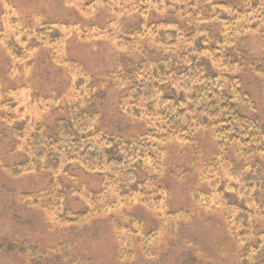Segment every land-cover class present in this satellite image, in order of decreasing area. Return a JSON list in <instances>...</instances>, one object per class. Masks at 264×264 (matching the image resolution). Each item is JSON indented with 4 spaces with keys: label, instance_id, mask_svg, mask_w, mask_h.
<instances>
[{
    "label": "rangeland",
    "instance_id": "1",
    "mask_svg": "<svg viewBox=\"0 0 264 264\" xmlns=\"http://www.w3.org/2000/svg\"><path fill=\"white\" fill-rule=\"evenodd\" d=\"M101 1L0 0V91L3 101L18 102L17 109L24 108V116L42 123L49 133L54 132L58 119L67 117L66 106L73 101L96 114L88 125L91 130L130 141L152 130L154 124L120 110L127 93L116 76L150 56L154 48L142 45L137 53L127 46V33L145 26V21L111 11ZM225 1L207 0L203 12L207 15L212 4ZM151 20L161 19L153 15ZM217 23L209 26L212 37L223 32ZM42 25L58 26L63 38L59 35L55 40L56 47L76 65L74 72L53 62L54 51L37 35H31ZM242 40L234 56L241 66L243 89L255 103L254 111L244 109V113L264 124V27L255 34L246 32ZM7 43H12L18 54L9 52ZM167 79L172 81L173 76ZM34 93L40 94L41 101L48 100L53 109L42 110ZM12 127L16 128L0 121V264H264V211L259 207L264 206V184L250 191L236 187L234 178L225 176L226 193L215 187L211 191L209 178L200 176L204 167L212 164L216 176L224 175L216 160L218 141L211 132L199 131L193 142L175 137L157 145L162 171L155 179L167 196L164 208L151 210L135 202L97 213L74 227H59L51 224L42 209L21 200L23 193L40 191L58 176L38 170L13 179L5 170L27 159ZM220 156L239 168L260 162L264 178V156L241 161L234 148ZM145 167H151L149 161L139 165L140 177L146 176ZM207 170L210 174L214 169ZM60 181L67 189L65 207L73 213L86 209L80 190L98 193L103 186L100 175L87 174L76 165H70ZM251 197L248 206L253 210L251 222L256 234L236 241L227 232L223 203H234L238 198L242 203ZM180 212L183 214L172 221L167 218L169 213ZM233 212L234 218L238 210ZM150 233L156 239L147 242ZM124 249L129 258L123 255Z\"/></svg>",
    "mask_w": 264,
    "mask_h": 264
},
{
    "label": "trees",
    "instance_id": "2",
    "mask_svg": "<svg viewBox=\"0 0 264 264\" xmlns=\"http://www.w3.org/2000/svg\"><path fill=\"white\" fill-rule=\"evenodd\" d=\"M206 1H101L111 11L123 16L135 15L145 21V26L134 27L127 33V46L133 47L137 53L142 45L149 44L154 48L150 56L116 76L127 93L120 102V110L131 117L149 121L151 126L154 124L152 130L139 138L123 142L100 129L91 130L88 125L96 114L73 101L66 106L67 117L58 119L54 132L49 133L42 123L24 116V108L17 109L18 102L3 101L0 91V121L16 127H12L14 138L27 158L5 169L9 177L17 179L38 170L58 176L40 191L23 193V202L42 209L50 217L51 224L59 227H74L97 213L135 202L159 211L166 206L167 196L155 179V175L162 171L157 145L175 137L193 142L201 130L212 133L222 156L233 148L241 161L264 156V124L244 113V109L254 111L255 103L243 89L241 66L239 68L234 56L246 32L255 34L264 27V0L215 2L209 7L210 14L205 15L203 4ZM153 15L161 20L152 21ZM216 21L223 32L212 37L209 26ZM59 32L58 26L42 25L31 35H37L43 45L54 51L53 62L74 72L76 65L63 57L61 48L56 47L55 40L59 35L60 39L63 38ZM13 38L14 35L10 40ZM12 43H7L8 51L18 54ZM172 76V81L166 80ZM33 98L41 102L42 110L49 112L50 107L53 109V105L46 103L48 100L41 101L39 93H34ZM220 154L216 160L222 165L224 175L216 176L217 169L212 164L204 167L200 174L209 178L211 191L215 187L220 193H226L228 178L225 176L233 177L236 187L243 186L250 191L254 186H263L260 162L239 168L227 159H221ZM145 161H149L151 167H145L146 176L140 177L138 168ZM70 165L103 178L100 192L79 191L78 197L86 205L85 211L80 213L71 212L64 204L67 189L62 188L60 177ZM207 167L214 169L212 173H207ZM227 202L223 204L230 237L238 241L237 238L255 235L256 227L251 222L253 210L248 206L252 197L251 200L243 199L242 203L239 198L234 203ZM259 207L264 211V206ZM233 210H238L234 218ZM181 214L169 213L167 218L172 221ZM261 221L264 222V218ZM146 236L147 242L156 239L153 233ZM123 255L129 258L126 249Z\"/></svg>",
    "mask_w": 264,
    "mask_h": 264
}]
</instances>
